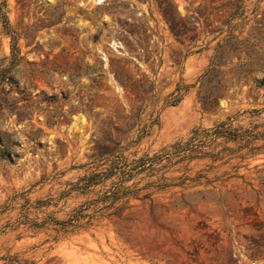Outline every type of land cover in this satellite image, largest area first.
Masks as SVG:
<instances>
[{"label": "rangeland", "instance_id": "obj_1", "mask_svg": "<svg viewBox=\"0 0 264 264\" xmlns=\"http://www.w3.org/2000/svg\"><path fill=\"white\" fill-rule=\"evenodd\" d=\"M0 264H264V0H0Z\"/></svg>", "mask_w": 264, "mask_h": 264}, {"label": "trees", "instance_id": "obj_2", "mask_svg": "<svg viewBox=\"0 0 264 264\" xmlns=\"http://www.w3.org/2000/svg\"><path fill=\"white\" fill-rule=\"evenodd\" d=\"M19 55H20V52L17 49V44L14 42L12 45V60L16 61V62L19 61L20 60ZM107 173H109L108 176H110V174H112V175L115 174V172H113L111 170H108ZM102 175L103 174H92L88 177H84L83 179H81V182L84 183L83 188L90 189L91 187L98 185L100 183L98 181V179H100ZM117 195H118V192H114L109 198L117 200L120 198V197H117ZM76 218L77 217L74 216L72 219L69 220V222H56V225H64V226H66V225L70 226L71 225L72 226L73 222L78 220Z\"/></svg>", "mask_w": 264, "mask_h": 264}, {"label": "bare ground", "instance_id": "obj_3", "mask_svg": "<svg viewBox=\"0 0 264 264\" xmlns=\"http://www.w3.org/2000/svg\"><path fill=\"white\" fill-rule=\"evenodd\" d=\"M100 1V0H99Z\"/></svg>", "mask_w": 264, "mask_h": 264}]
</instances>
